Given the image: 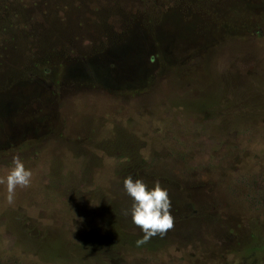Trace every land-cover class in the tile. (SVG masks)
Listing matches in <instances>:
<instances>
[{"label": "rangeland", "instance_id": "obj_1", "mask_svg": "<svg viewBox=\"0 0 264 264\" xmlns=\"http://www.w3.org/2000/svg\"><path fill=\"white\" fill-rule=\"evenodd\" d=\"M14 156L0 264H264V0H0ZM128 176L174 217L139 247Z\"/></svg>", "mask_w": 264, "mask_h": 264}, {"label": "clouds", "instance_id": "obj_2", "mask_svg": "<svg viewBox=\"0 0 264 264\" xmlns=\"http://www.w3.org/2000/svg\"><path fill=\"white\" fill-rule=\"evenodd\" d=\"M31 178L32 171L26 169L19 156H14L7 176L0 181L6 183V200L9 204L13 203L16 188L29 186ZM123 190L132 201L125 215L131 217V222L143 234L136 241L138 247L173 227L174 217L171 214L169 192L159 181L149 187L142 179L134 180L132 176H128L123 180Z\"/></svg>", "mask_w": 264, "mask_h": 264}, {"label": "trees", "instance_id": "obj_3", "mask_svg": "<svg viewBox=\"0 0 264 264\" xmlns=\"http://www.w3.org/2000/svg\"><path fill=\"white\" fill-rule=\"evenodd\" d=\"M260 242V241H259ZM258 243V242H257ZM261 243H263V242H261ZM261 243H259V244H261ZM238 250V249H237ZM236 250V251H237ZM251 251L254 253V251L257 253V254H260V252H264V243H263V245L261 244V245H252L251 246ZM255 254V253H254ZM253 254V255H254ZM252 255V256H253ZM241 260V259H240ZM240 260H233L232 262H230L229 264H244V263H242V261H240ZM250 264H257V260L255 259V258H253V259H251L250 258Z\"/></svg>", "mask_w": 264, "mask_h": 264}]
</instances>
